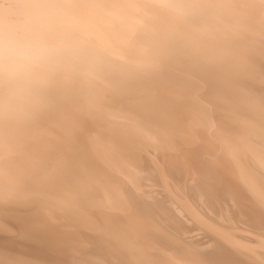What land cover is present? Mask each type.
Wrapping results in <instances>:
<instances>
[{
    "label": "bare ground",
    "instance_id": "1",
    "mask_svg": "<svg viewBox=\"0 0 264 264\" xmlns=\"http://www.w3.org/2000/svg\"><path fill=\"white\" fill-rule=\"evenodd\" d=\"M0 264H264V0H0Z\"/></svg>",
    "mask_w": 264,
    "mask_h": 264
},
{
    "label": "rangeland",
    "instance_id": "2",
    "mask_svg": "<svg viewBox=\"0 0 264 264\" xmlns=\"http://www.w3.org/2000/svg\"><path fill=\"white\" fill-rule=\"evenodd\" d=\"M210 213V212H209ZM211 214V213H210ZM184 218H186V216L184 217ZM197 230H200V229H195V230H192L191 232H190V234L188 233V236H190L189 238H194L195 239V242H197V243H201L203 240H201V239H203V238H205V235L204 234H202L203 233V230H200V231H198V232H195V231H197ZM194 231V232H193ZM193 233V234H192ZM195 233L197 234V233H201L202 235H199V234H197V235H195ZM192 235H193V237H192ZM201 237V238H199V236ZM198 236V237H197ZM199 238V239H198ZM205 241H208L207 239L205 240L204 239V242H202V243H206ZM199 243V244H200ZM205 245V244H204ZM206 246V245H205Z\"/></svg>",
    "mask_w": 264,
    "mask_h": 264
}]
</instances>
